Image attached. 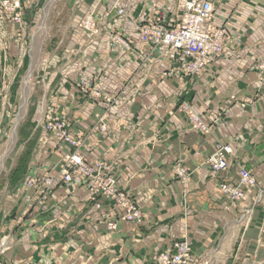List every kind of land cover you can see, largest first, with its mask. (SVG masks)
<instances>
[{
    "label": "crops",
    "instance_id": "1",
    "mask_svg": "<svg viewBox=\"0 0 264 264\" xmlns=\"http://www.w3.org/2000/svg\"><path fill=\"white\" fill-rule=\"evenodd\" d=\"M210 1L214 24L228 31L227 53L193 78L166 50H114L111 42L114 32L137 41L143 22H176L178 0H21L22 22H0V68L33 79L25 83L29 110L21 130L30 150L0 214L2 264H155L184 238L203 264H263L264 0ZM93 10L96 35L81 27ZM183 103L222 120L204 134L179 110ZM48 114L69 122L88 162L111 168L119 191L142 210L141 222L122 220L111 201L96 208L87 187L62 182L65 150L43 140ZM219 143L231 145L233 161L257 178L237 203L220 185L237 183L238 167L216 175L208 163ZM178 162L191 172L185 183L176 179ZM35 178L55 186L31 187Z\"/></svg>",
    "mask_w": 264,
    "mask_h": 264
},
{
    "label": "built area",
    "instance_id": "2",
    "mask_svg": "<svg viewBox=\"0 0 264 264\" xmlns=\"http://www.w3.org/2000/svg\"><path fill=\"white\" fill-rule=\"evenodd\" d=\"M114 8L119 16L125 15L119 2L114 5ZM95 14V10L88 13L81 23L85 31L94 35L99 33ZM23 16L24 8L21 0H0V22L21 23ZM213 19L214 6L210 0H178L176 22L166 23L158 19L138 24L137 41L126 38L120 32H114L111 35L112 47L114 50L127 51L136 46L161 48L170 52L171 60L187 77H197L227 53L225 44L228 31L225 27L215 25ZM261 67L264 69V64ZM82 87L89 90L87 83H83ZM92 97L108 103L113 101L112 97L98 92H93ZM179 110L185 113L193 128L204 134H210L214 126L222 120V114L216 112H208L204 118L187 103L181 104ZM98 122L100 130L106 131L104 117L99 118ZM69 126V122L65 119L50 114L42 122L46 135L43 140L46 138L55 140L65 150L62 159V182L77 183L87 187L92 193V202L96 208L101 209L105 201H111L115 208L122 212L120 215L122 220L141 222L143 214L136 200L127 193L119 191L117 178L109 166L102 161L90 163L85 159L79 152L82 140L72 134ZM233 158L232 146L219 143L214 154L208 159V163L216 175L226 172L233 165L238 167L239 181L237 183L223 182L220 185L222 194L237 203L246 197L248 189L257 185V181L246 166L236 163ZM173 170L176 179L182 183L187 182L191 176V172L182 162H178ZM29 185L50 190L55 186V182L51 178L44 180L35 178L29 181ZM260 196L259 200L262 199V194ZM242 219L245 222L246 215ZM110 229H116V225H110ZM5 244V242L2 243V247ZM155 264L203 263L194 256L188 238H184L176 242L170 251L159 254Z\"/></svg>",
    "mask_w": 264,
    "mask_h": 264
},
{
    "label": "rangeland",
    "instance_id": "3",
    "mask_svg": "<svg viewBox=\"0 0 264 264\" xmlns=\"http://www.w3.org/2000/svg\"><path fill=\"white\" fill-rule=\"evenodd\" d=\"M28 75L30 74L0 68V214L9 184L11 187L24 172L27 153L30 150L25 143V135L21 132L22 126L27 123V120L22 118L29 110L26 96L29 87L26 86L32 85L33 80ZM27 81L29 83L26 85ZM251 212V209L246 210V226L251 222ZM261 250L264 258V243Z\"/></svg>",
    "mask_w": 264,
    "mask_h": 264
}]
</instances>
